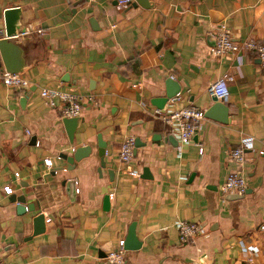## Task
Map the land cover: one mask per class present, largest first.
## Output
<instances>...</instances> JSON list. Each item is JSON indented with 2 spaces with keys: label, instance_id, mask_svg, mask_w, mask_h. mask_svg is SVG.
<instances>
[{
  "label": "crops",
  "instance_id": "obj_1",
  "mask_svg": "<svg viewBox=\"0 0 264 264\" xmlns=\"http://www.w3.org/2000/svg\"><path fill=\"white\" fill-rule=\"evenodd\" d=\"M132 2L0 0V38L18 36L11 56L29 80L16 89L0 79V264H264V70L252 50L239 65L210 51L219 23L235 41L264 43V0ZM8 8L23 31L5 36ZM220 76L225 121L205 114ZM169 78L180 98L158 105ZM41 87L91 92L96 104L65 117ZM185 105L204 118L178 148L152 111ZM128 135L142 145L122 163ZM244 136L253 146L240 165L229 152ZM78 147L80 159L61 157ZM229 170L244 176L243 193L221 192ZM179 219L200 225L193 242L179 241ZM132 223L140 246L119 247Z\"/></svg>",
  "mask_w": 264,
  "mask_h": 264
},
{
  "label": "built area",
  "instance_id": "obj_2",
  "mask_svg": "<svg viewBox=\"0 0 264 264\" xmlns=\"http://www.w3.org/2000/svg\"><path fill=\"white\" fill-rule=\"evenodd\" d=\"M133 0H116L118 5L131 3ZM213 43L210 51L216 56H223L228 53L235 54L238 65L242 62L241 49L252 50L259 60L260 66L264 70V43L254 39H244L235 41L225 23H219L212 31ZM0 79L7 85L16 89H22L29 84V80L21 73L8 72L3 70ZM208 92L222 104L228 102L229 90L225 77L220 76L208 84ZM39 95L43 102L50 106H59L65 117H78L82 111V104L86 101L96 104L95 95L91 92H75L73 90H63L55 87H41ZM180 98L179 93H175L168 99L176 101ZM153 114L161 119L167 126L171 134L178 139V148L191 141L200 120L204 118V109L195 105H185L180 107H154ZM135 139L132 135L125 136L118 148V157L122 163H127L132 159ZM253 146V138L250 136L241 137L238 144L230 149L229 158L236 164L242 165L246 160V150ZM198 151L202 152L199 146ZM262 149L258 150L261 154ZM44 164L51 166V159L45 158ZM131 175L137 176L136 171H130ZM17 176V173L15 172ZM246 187V180L239 170H229L220 190L223 194L243 193ZM264 225L261 226L263 228ZM178 239L180 242H193L200 233L201 227L195 221L179 219L176 223ZM118 246H123V240L118 241ZM253 251V248H249ZM250 259V258H249ZM251 260V259H250Z\"/></svg>",
  "mask_w": 264,
  "mask_h": 264
},
{
  "label": "water",
  "instance_id": "obj_3",
  "mask_svg": "<svg viewBox=\"0 0 264 264\" xmlns=\"http://www.w3.org/2000/svg\"><path fill=\"white\" fill-rule=\"evenodd\" d=\"M141 5V6H146L142 0H134L132 2V5ZM18 8H8L5 9L4 11V25H5V36H9L12 34H16L17 32H22V26H20L18 23V25H15V18L14 14L17 13ZM28 29H30V27H28ZM18 36H12V37H6V38H0V61H2L4 68L6 71L8 72H16V73H20L22 72L25 67L23 62L20 59H15L13 56H11V53L13 52V49L15 48L16 50L14 51H19V48H17V46L15 45V43L13 42ZM16 46V47H14ZM173 81L169 78L165 83L166 87H165V95L164 97H161L159 100H157V104L160 105L162 102H164L166 100V98L171 97L172 95H174L177 91H178V87L177 85L175 86L173 83ZM213 101L214 103L208 107L207 111H206V115L212 117L213 115L218 114V120L220 121H225V117L227 114V109L225 104L220 103L219 101H217V99L215 97H213ZM161 107V106H159ZM221 107L222 110H221ZM142 145V143H140L138 141V139H135L134 142V149L137 146ZM86 148L83 147H78L76 149H74V151L72 152L71 155H66V154H61V157L64 158L66 160L67 163L71 164L74 160H78L80 159L85 151ZM66 169H69V166L65 167ZM145 176V175H144ZM16 200L18 202H23L24 199L23 197H16ZM21 207H19V210H25V206L23 205H19ZM43 215L40 214L38 216H36L34 218V221H40V219H43ZM38 229H35V231L33 232H37ZM140 246V241L138 240L135 231H134V224L132 223L127 230L126 236L123 240V247L126 249H137Z\"/></svg>",
  "mask_w": 264,
  "mask_h": 264
}]
</instances>
